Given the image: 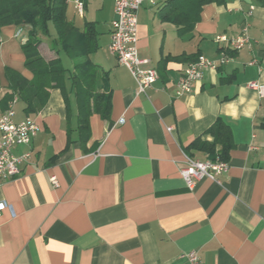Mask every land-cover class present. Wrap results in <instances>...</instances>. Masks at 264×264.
Listing matches in <instances>:
<instances>
[{
	"label": "crops",
	"instance_id": "crops-1",
	"mask_svg": "<svg viewBox=\"0 0 264 264\" xmlns=\"http://www.w3.org/2000/svg\"><path fill=\"white\" fill-rule=\"evenodd\" d=\"M81 1L79 14L67 0L66 17L79 28L94 23L98 48L90 58L107 71L109 109L89 115L86 136L66 71L62 86L48 88L44 101L30 94L31 111L16 93L0 110L11 105L14 122L30 117L39 126L29 146L13 149L15 155L30 151L19 173L0 185L7 205L0 216V264H188L192 250L202 264H264V96L249 86L264 87V6L205 3L185 28L160 20L165 0L143 3L138 54L158 78L136 95L134 78L109 49L113 0ZM244 27L249 44L241 49L216 41L243 34ZM27 30L0 29L11 41L0 61V97L7 91L5 66L32 78L20 47ZM40 52L46 60L56 56L49 48ZM199 57L215 67L176 95L177 80ZM217 118L233 142L227 168L190 189L179 168L185 155L211 159L193 142L212 141Z\"/></svg>",
	"mask_w": 264,
	"mask_h": 264
},
{
	"label": "trees",
	"instance_id": "trees-1",
	"mask_svg": "<svg viewBox=\"0 0 264 264\" xmlns=\"http://www.w3.org/2000/svg\"><path fill=\"white\" fill-rule=\"evenodd\" d=\"M225 0H165L159 8L158 16L162 21L190 26L198 19L201 6L205 3H223ZM83 2V1H82ZM264 6V0H256ZM84 5V2H83ZM67 0H0V29L6 25L27 26V38L21 44L24 55L23 66L32 73L28 80L22 73L10 66L3 68L7 91L0 97V110L5 109L16 93L27 101L26 110H32L31 93L39 95L42 101L47 97L48 88L62 86L65 73L74 88L78 103V122L80 130L88 135V118L92 112L106 115L109 109L110 92L105 87L107 71L95 63L90 55L98 48V32L91 21L84 22L82 28L74 25L66 17ZM189 22V24H188ZM50 26L55 30L51 37ZM41 35L50 38L48 48L56 56L46 60L40 52ZM71 60L72 67L67 70L60 61L59 51ZM0 83V91H1ZM212 141H199L193 145L205 152L211 159L226 161L233 147L228 126L220 119L210 127ZM219 150H215L216 145Z\"/></svg>",
	"mask_w": 264,
	"mask_h": 264
},
{
	"label": "built area",
	"instance_id": "built-area-1",
	"mask_svg": "<svg viewBox=\"0 0 264 264\" xmlns=\"http://www.w3.org/2000/svg\"><path fill=\"white\" fill-rule=\"evenodd\" d=\"M156 0H113L114 17L110 22V43L109 49L116 57L117 62L125 66L134 78L137 88L135 94H145L158 78V72L154 67H143L147 63L138 54V18L137 13L141 5L145 2L154 4ZM77 13L82 14L83 2L74 0ZM247 28L244 27L243 34L228 38L225 35L216 37L217 42H227L233 50H239L249 44L246 35ZM225 58H222L223 62ZM206 67H215L212 61L204 57H199L183 71L176 82V95H181L191 91L194 82L202 77V71ZM249 86L256 89L260 97L264 96V87L257 82H250ZM13 109L11 105L0 114V185L5 181L13 179L19 173V166L30 156V151L25 150L19 155L13 154V149L17 146H29L33 136L39 129L38 124L30 117L22 121L12 120ZM171 128L167 127L169 131ZM226 161L215 159L198 160L185 155L183 165L179 172L186 183V186L193 189L196 182L208 178L216 180L217 177L226 170ZM54 186L58 185L55 176L50 177ZM7 208L5 202L0 201V216ZM188 264H202L199 255L192 250L187 253Z\"/></svg>",
	"mask_w": 264,
	"mask_h": 264
},
{
	"label": "rangeland",
	"instance_id": "rangeland-1",
	"mask_svg": "<svg viewBox=\"0 0 264 264\" xmlns=\"http://www.w3.org/2000/svg\"><path fill=\"white\" fill-rule=\"evenodd\" d=\"M99 27L100 26H98V29H100ZM50 30H51V37H54L55 36V30L52 26H50ZM40 37L42 38V43H41L39 49L48 50V44H49L50 38L48 36H44L41 34H40ZM0 40L2 41L0 44V61H2V58H3L2 52L6 51L8 49V46L11 44V41H9L10 39H8V37L1 32H0ZM59 57H60L61 64L64 67H68V66L71 67V64H72L71 60L64 54V52L62 50H60V52H59Z\"/></svg>",
	"mask_w": 264,
	"mask_h": 264
},
{
	"label": "water",
	"instance_id": "water-1",
	"mask_svg": "<svg viewBox=\"0 0 264 264\" xmlns=\"http://www.w3.org/2000/svg\"><path fill=\"white\" fill-rule=\"evenodd\" d=\"M244 1H247V2H249V0H244Z\"/></svg>",
	"mask_w": 264,
	"mask_h": 264
}]
</instances>
